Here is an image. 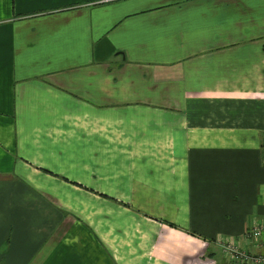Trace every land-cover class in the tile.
I'll return each instance as SVG.
<instances>
[{
    "label": "crops",
    "instance_id": "crops-1",
    "mask_svg": "<svg viewBox=\"0 0 264 264\" xmlns=\"http://www.w3.org/2000/svg\"><path fill=\"white\" fill-rule=\"evenodd\" d=\"M263 223L264 0H0V264H238Z\"/></svg>",
    "mask_w": 264,
    "mask_h": 264
},
{
    "label": "built area",
    "instance_id": "built-area-1",
    "mask_svg": "<svg viewBox=\"0 0 264 264\" xmlns=\"http://www.w3.org/2000/svg\"><path fill=\"white\" fill-rule=\"evenodd\" d=\"M251 243H260L262 251L254 253L231 242H221L224 254L238 264H264V223L247 232Z\"/></svg>",
    "mask_w": 264,
    "mask_h": 264
},
{
    "label": "rangeland",
    "instance_id": "rangeland-1",
    "mask_svg": "<svg viewBox=\"0 0 264 264\" xmlns=\"http://www.w3.org/2000/svg\"><path fill=\"white\" fill-rule=\"evenodd\" d=\"M54 175V174H53ZM88 191H91L92 193H94L95 195H98V196H101V197H104L105 199L107 198V199H109V200H114L115 198H113V197H111V196H109V195H106V194H101V193H99V192H97V191H95V190H88ZM63 197V196H62ZM66 201H67V199H66ZM123 202V201H122ZM123 203H125V202H123ZM128 205H130V204H126V206H128ZM72 205H68V204H63V205H61L60 206V209L62 210V212H65V213H67V212H70L69 210H68V208H71L72 209ZM147 207V206H146ZM156 208H158L157 210H158V212L159 213H164L163 211H164V207L163 206H157ZM144 216L146 217V218H149V219H153V215H151V214H149V212H145V214H144ZM155 219V218H154ZM160 223H162V224H164L162 221H160ZM219 244H221V241L220 242H218Z\"/></svg>",
    "mask_w": 264,
    "mask_h": 264
}]
</instances>
